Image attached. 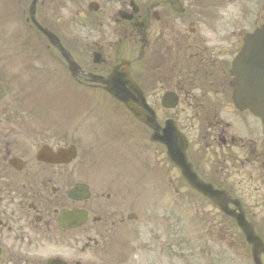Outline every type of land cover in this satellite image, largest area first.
<instances>
[{
    "label": "flooded vegetation",
    "instance_id": "obj_1",
    "mask_svg": "<svg viewBox=\"0 0 264 264\" xmlns=\"http://www.w3.org/2000/svg\"><path fill=\"white\" fill-rule=\"evenodd\" d=\"M92 1L99 3L106 39L126 34L147 41L154 71L150 86L180 89L176 114L184 116L182 129L191 133L196 125L190 149L198 174L242 197L264 240V139H254L264 124L231 104L237 41L218 40L225 28L214 20L213 7L206 0H173L185 7L179 13L165 0H37L36 18L74 45L75 30L61 23V14L73 10L70 3L80 14ZM19 3L27 13L31 0ZM38 39L43 42L40 33ZM8 92L0 99V264H92L90 252L98 253L107 236L136 233L137 216L129 218L121 197L104 189L100 173L83 165L86 160L76 165L77 157L65 162L50 155L76 144L72 120L22 117L23 105L20 112L2 103ZM248 184H255L250 196ZM202 212L216 225L218 209Z\"/></svg>",
    "mask_w": 264,
    "mask_h": 264
},
{
    "label": "rangeland",
    "instance_id": "obj_2",
    "mask_svg": "<svg viewBox=\"0 0 264 264\" xmlns=\"http://www.w3.org/2000/svg\"><path fill=\"white\" fill-rule=\"evenodd\" d=\"M239 1L241 5L244 4L243 0ZM238 8L236 5L235 9ZM14 20L13 14H7L5 8L0 7V22L6 21L5 25L0 26V37H3L1 31L7 29L10 39L4 42V45L0 44V75L5 80L1 73L4 70L9 89H22L24 86L62 91L83 89L63 71L64 66L59 61L51 59L52 63L48 64L50 52L41 53L35 50V47H32L34 45L21 34L19 25L13 23ZM222 21L228 22L226 14ZM9 22L12 23L11 26H7ZM6 50H11L12 53L4 57L3 53ZM39 54L42 55L35 57ZM31 56L34 59L29 60ZM35 58L43 59L42 68L47 66L51 75L57 71L59 76L49 77L48 80L44 78L33 80L28 72L38 74L37 70L40 68ZM33 65H36V68ZM23 69L26 72L22 74ZM147 84H150V79ZM164 90L166 89H162L161 84L155 88L149 86L147 95L149 102L156 104ZM16 93L12 92L11 95L16 96ZM66 97L68 96L61 92L54 101L59 105L58 109L48 111L51 116L74 122L76 142L82 145L79 149L81 150L79 160L83 158V149L84 154L89 152L87 164L94 165L95 169L98 167L101 171H107L108 177H115L122 182L127 177L136 175L139 179L138 192L140 199L145 202L143 206L139 203V210L149 217L146 228L152 238L147 239L148 233L142 228L138 238L125 235L124 240L119 241V248H125L133 240H136L138 246L133 245L134 254H129L131 258L124 259L122 264H139L141 261L143 264H231L230 255L228 253L226 257H223L225 254L220 255L219 247L213 243L207 250L210 253L197 252L204 238H207L202 232V222L199 221L197 199L186 189L174 167L167 173L171 165L163 148L147 140L146 130L133 121L129 112L117 101L94 89L85 90L83 94L76 90L74 102H70ZM47 108H50V104H47ZM161 112L166 113L164 110ZM191 127V133L195 134L196 125ZM88 142L91 145L87 152ZM254 185L246 186L247 195L250 196L254 192L251 188ZM240 253L244 256L242 250ZM95 263L104 264L101 259H96ZM235 263H239L236 258Z\"/></svg>",
    "mask_w": 264,
    "mask_h": 264
},
{
    "label": "water",
    "instance_id": "obj_3",
    "mask_svg": "<svg viewBox=\"0 0 264 264\" xmlns=\"http://www.w3.org/2000/svg\"><path fill=\"white\" fill-rule=\"evenodd\" d=\"M249 40L243 47L240 55L236 62V87L241 85L247 86H264V63L262 66H255L259 60L248 59L250 54H259L256 49L264 47V30L259 31L257 35H250ZM260 41L263 43L260 44ZM113 95L123 101L126 106L130 109L133 115L140 121L147 125L155 128V133L152 135L153 139H160V141L167 143L171 141L170 148H176L178 157L174 158L175 162L183 169L187 174H192L188 168L184 155L183 149L176 144H182L183 138L180 133L177 132L175 127L163 129V134L159 136V126L156 122L154 111L148 106L143 92L132 80V77L122 68H116L106 87ZM236 97L238 98L237 103L239 106H250V108L264 118V89H235ZM172 134L171 139L168 140L166 135ZM174 148V149H175ZM190 183L201 189L198 181L193 180L190 176Z\"/></svg>",
    "mask_w": 264,
    "mask_h": 264
}]
</instances>
